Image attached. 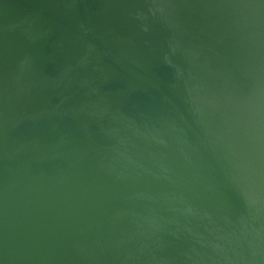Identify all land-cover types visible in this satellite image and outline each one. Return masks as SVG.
Returning <instances> with one entry per match:
<instances>
[{
	"label": "water",
	"instance_id": "water-1",
	"mask_svg": "<svg viewBox=\"0 0 264 264\" xmlns=\"http://www.w3.org/2000/svg\"><path fill=\"white\" fill-rule=\"evenodd\" d=\"M0 264H264V0H0Z\"/></svg>",
	"mask_w": 264,
	"mask_h": 264
}]
</instances>
